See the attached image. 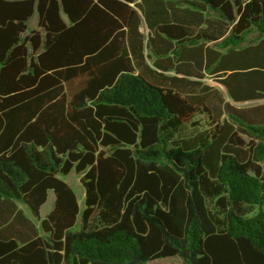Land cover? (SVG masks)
I'll return each instance as SVG.
<instances>
[{"label": "trees", "instance_id": "obj_1", "mask_svg": "<svg viewBox=\"0 0 264 264\" xmlns=\"http://www.w3.org/2000/svg\"><path fill=\"white\" fill-rule=\"evenodd\" d=\"M261 100L264 0H0V264H264Z\"/></svg>", "mask_w": 264, "mask_h": 264}, {"label": "rangeland", "instance_id": "obj_2", "mask_svg": "<svg viewBox=\"0 0 264 264\" xmlns=\"http://www.w3.org/2000/svg\"><path fill=\"white\" fill-rule=\"evenodd\" d=\"M61 15H62L63 19L66 20V17H65V15H63L62 12H61ZM26 26H27V28H26L27 32H29L32 29L38 28L37 27V11H36V9H34L32 15L28 19ZM205 81L210 86H216V83L209 77H206ZM255 103L261 104V103H264V100L257 101ZM252 104L253 103H243V104H237V105L247 107V106H250ZM79 178H80V176L78 174H76L73 170H71L67 175L63 176V179L69 184V186L74 191L76 198H77L78 205H79V207H81L82 198H83V188L81 186ZM51 207H52V200H47V202L41 208L42 215H45L46 212L51 209ZM150 264H183V263L180 260V258H178V257H169V258H161V259L154 260V261L150 262Z\"/></svg>", "mask_w": 264, "mask_h": 264}, {"label": "crops", "instance_id": "obj_3", "mask_svg": "<svg viewBox=\"0 0 264 264\" xmlns=\"http://www.w3.org/2000/svg\"><path fill=\"white\" fill-rule=\"evenodd\" d=\"M47 200H52V205H53V202H54V195H53V193L50 192V191L48 192ZM47 200H46V202H47ZM46 202H45V203H46ZM45 203H44V204H45ZM42 207H43V206H42ZM47 212H48V211H47ZM47 212H46V213H47ZM41 213H42V212H41Z\"/></svg>", "mask_w": 264, "mask_h": 264}]
</instances>
